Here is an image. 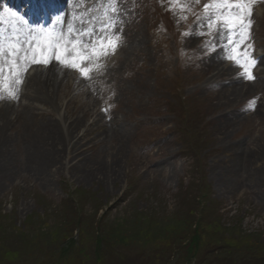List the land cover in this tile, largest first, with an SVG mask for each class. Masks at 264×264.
Here are the masks:
<instances>
[{"label": "rangeland", "instance_id": "rangeland-1", "mask_svg": "<svg viewBox=\"0 0 264 264\" xmlns=\"http://www.w3.org/2000/svg\"><path fill=\"white\" fill-rule=\"evenodd\" d=\"M209 2L188 0L192 11L182 20L168 10L170 0H118L120 46L103 61L102 74L72 82L82 89L69 104V121L82 111L85 124L95 126L84 144L114 122L106 141L85 148L94 163V155L102 162L120 145L126 160L117 180L99 182L74 168L77 159L57 174L43 170V180H26L31 140L20 136L29 113L16 107L13 116L22 121L6 135L22 172L0 182V264H182L172 256L179 241L186 244L181 255L194 256L185 264H240V249L264 247V159L256 172L262 173L244 176L231 196L220 193L209 172L220 123L240 122L227 129V144L264 148V89L254 85L232 107L216 100L226 84L253 85L257 61L249 80L225 59L223 37L212 34L218 45L212 51L202 47L212 37L182 35L207 32L197 29L195 17H203ZM251 20L248 43L264 58V0H254ZM214 62L239 75L211 79L207 67ZM4 96L1 101L13 100ZM63 112L51 114L58 119Z\"/></svg>", "mask_w": 264, "mask_h": 264}, {"label": "bare ground", "instance_id": "bare-ground-1", "mask_svg": "<svg viewBox=\"0 0 264 264\" xmlns=\"http://www.w3.org/2000/svg\"><path fill=\"white\" fill-rule=\"evenodd\" d=\"M262 62L264 63V60ZM54 63L57 62L53 59L47 66L28 73L25 76L24 88L19 93V101H16L13 107L9 105L0 107V182H8V179L11 181L13 177L17 176L15 171L19 173V170H16L19 167L17 168L14 159H12L14 152L12 140L6 135L12 126H16L22 121L20 115L13 116L16 107L22 108L26 112L28 109L29 113L27 119L23 121L24 133L20 136L21 139L30 138L31 140L28 149L25 150L26 161L23 165L27 168L24 171L28 175H24L26 180H43L41 178L43 177L41 176L43 170L57 174L62 171V166H66V161L67 165H70L75 159L78 161L75 162L74 168H79L82 173L89 172L94 176L98 175L99 182L117 180L120 166L122 167L121 163L126 160L124 149L120 145L118 150H115V146L114 148L111 147V153H106L109 155L105 154L102 162L99 161L100 156L98 154L94 155V163L91 157L86 156L85 147L91 144L92 148L99 146L102 138L106 141V135L112 133L110 132L111 126L104 123L105 127L103 126L102 129L95 128L96 131H94L98 137L87 145L83 143L88 136V131L95 127L93 122L88 123L87 126V123L85 124L87 119L82 111L79 113L83 116L80 117L78 114L71 121L67 116L69 115L70 102L77 94L76 91L82 88L72 83L77 79L74 74L68 76V73L63 70L65 67L62 68L59 64L54 65ZM207 68L214 71L210 75L211 79H224L233 75V71L221 63L216 65L214 62ZM257 73L260 76L259 85H264V71L259 70ZM74 85L76 89H74ZM250 89L252 86L240 85L236 82L226 84L225 88L216 94L217 106L232 107L233 104L240 102L244 98V94L249 93ZM52 109H64V112L60 115L57 113L59 115L57 119L52 116ZM262 110L264 109L262 108ZM91 113L92 118H95L94 111ZM11 116L13 117L11 118ZM236 125L233 122L226 126L225 123L224 126L220 123V128L215 130L218 131L216 140L218 147L215 152L217 156L214 157V165L209 171L220 193L227 196H231L240 187L244 176L245 179H253L254 176L257 177L258 174H261L262 172H258V174L256 172L261 160L264 159V148L261 145L246 151L236 143L227 144L226 140L229 134L227 129ZM28 130L30 133H26Z\"/></svg>", "mask_w": 264, "mask_h": 264}, {"label": "snow or ice", "instance_id": "snow-or-ice-1", "mask_svg": "<svg viewBox=\"0 0 264 264\" xmlns=\"http://www.w3.org/2000/svg\"><path fill=\"white\" fill-rule=\"evenodd\" d=\"M198 3L199 0H196ZM254 0H210L203 5V17H195L197 29L207 32H184V36L208 35L202 47L216 50V37L225 41V59L233 61L243 69L247 79H254L251 69L256 60L251 56L250 29L252 4ZM87 0H73V11L66 18L58 15L51 28L33 29L17 13L5 10V15L15 19L20 25L16 32L5 41L0 32V99L7 93L8 99H18L19 86L24 74L34 64L47 66L53 59L62 67L80 73L85 80L92 79V73L102 74L103 61L114 55L121 44L119 35L118 0H105L106 8L102 16L93 15L95 9L85 7ZM37 10H46L45 0H35ZM169 11L179 13V19L186 20L192 11L188 0H170ZM113 13L116 15H109ZM0 23L3 17L0 16ZM59 27V31L57 30ZM15 85V87H13ZM254 104L255 102H251ZM107 111V109H105Z\"/></svg>", "mask_w": 264, "mask_h": 264}, {"label": "trees", "instance_id": "trees-1", "mask_svg": "<svg viewBox=\"0 0 264 264\" xmlns=\"http://www.w3.org/2000/svg\"><path fill=\"white\" fill-rule=\"evenodd\" d=\"M198 194L200 192H197ZM199 200V197L197 198V201ZM192 219V218H191ZM183 220V219H181ZM110 236V235H108ZM115 239V238H113ZM176 242V241H175ZM177 243V242H176ZM184 245L183 242L179 241L175 245L174 251H172V256H174L175 262L178 260L182 261V264L185 263H190L192 261V258L194 256L185 254V256L181 255V251L184 250ZM218 252H223L224 251H218ZM216 252V253H218ZM238 256V257H237ZM237 260L240 261V264H264V247L261 248H250V249H240V251L236 254ZM235 264H237V261H234Z\"/></svg>", "mask_w": 264, "mask_h": 264}]
</instances>
